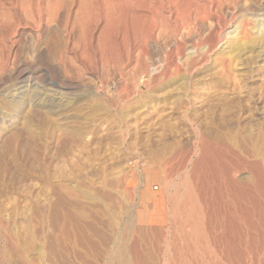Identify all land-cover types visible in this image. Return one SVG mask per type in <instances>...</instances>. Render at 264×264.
<instances>
[{
  "label": "rangeland",
  "instance_id": "1",
  "mask_svg": "<svg viewBox=\"0 0 264 264\" xmlns=\"http://www.w3.org/2000/svg\"><path fill=\"white\" fill-rule=\"evenodd\" d=\"M209 1L0 0V264H264V0Z\"/></svg>",
  "mask_w": 264,
  "mask_h": 264
},
{
  "label": "bare ground",
  "instance_id": "2",
  "mask_svg": "<svg viewBox=\"0 0 264 264\" xmlns=\"http://www.w3.org/2000/svg\"><path fill=\"white\" fill-rule=\"evenodd\" d=\"M137 1H139L140 3L141 2H144V1H146V0H136V2ZM163 0H161V2H162ZM166 1H168V0H166ZM178 1H181V0H178ZM218 1V0H217ZM216 1V2H217ZM139 2L137 3L138 5H139ZM152 2V1H151ZM210 2V4H211V0L209 1ZM163 3V2H162ZM162 3H160V4H162ZM173 3H176V0H175V2H173ZM193 3V2H192ZM196 3V2H195ZM194 3V6H200V5H198V3H197V5ZM148 4H149V2H148ZM168 4H170V2H168L166 5H168ZM179 4V3H178ZM178 4H175V5H177V6H179ZM210 4H209V6H210ZM147 5V4H146ZM156 5H158V4H156ZM162 5H165V4H162ZM173 5V4H172ZM219 5V4H218ZM108 6V5H107ZM141 6V5H140ZM142 6H143V4H142ZM150 6V5H149ZM148 6V8H150ZM152 6V5H151ZM170 6V5H169ZM176 6V7H177ZM201 6H204V5H201ZM147 7V6H146ZM153 7V6H152ZM189 7V6H188ZM207 7V6H206ZM212 7V6H211ZM5 8V7H4ZM111 8V7H110ZM165 8V7H164ZM168 8V7H167ZM167 8H165V9H167ZM191 8V7H190ZM208 8V7H207ZM9 9V8H8ZM7 8H6V10H8ZM109 9V8H108ZM169 9V8H168ZM187 9H189V8H187ZM193 9H195V11L197 10L195 7H193ZM6 10H3V6L1 5V2H0V17H1V19H5L6 17L8 18V16H11V14H9V12H10V10H8V11H6ZM107 10V9H106ZM105 10V11H106ZM191 10V9H190ZM109 11L110 10H108V12H106V13H109ZM157 11V10H156ZM168 11V10H167ZM194 11V12H195ZM113 12V9H112V11L110 12V13H112ZM172 12V11H171ZM12 13V12H11ZM193 13V12H192ZM196 13V12H195ZM109 15V14H108ZM112 15V14H111ZM162 15V14H161ZM189 15V17H188V19L190 18V16H192V14L190 15V14H188ZM256 15V14H255ZM138 16L140 17V15L138 14ZM195 16V15H194ZM254 16V15H253ZM264 16V15H263ZM255 17V16H254ZM257 17V16H256ZM115 18V17H114ZM195 18V17H194ZM164 19H165V17H164ZM258 19V18H257ZM256 19V20H257ZM261 19H262V17H261ZM163 20V19H162ZM166 20V19H165ZM191 20V19H190ZM208 20V19H207ZM255 20V19H254ZM164 21V20H163ZM264 21V20H263ZM109 23V22H108ZM168 23V22H167ZM204 23V21L201 19V20H198V24H199V26L200 25H202ZM137 25V24H136ZM139 26V25H138ZM138 26H136V29H137V27ZM149 26V25H148ZM246 26V25H245ZM196 27V26H195ZM207 27H209V26H207ZM207 27H205V28H207ZM262 27V26H261ZM243 28H245V27H243ZM139 29V28H138ZM246 29V28H245ZM153 30V29H152ZM244 30V29H243ZM139 32V31H138ZM217 32V31H216ZM215 32V33H216ZM235 32H238L237 30L235 31ZM140 33V32H139ZM222 33V32H221ZM217 34V33H216ZM219 35V34H218ZM140 36V35H139ZM142 37V36H141ZM141 37H139V38H141ZM144 37V36H143ZM145 38V37H144ZM140 40V39H139ZM144 41V40H143ZM143 41H142V43H141V41H140V44L142 45L143 44ZM137 44H139V42L137 43ZM139 44V45H140ZM140 45V46H141ZM214 46V45H213ZM42 52V51H41ZM191 52V51H190ZM42 54V53H41ZM2 58V57H1ZM62 62H63V60H62ZM65 63V62H64ZM63 63V64H64ZM228 70V69H227ZM233 74V73H232ZM34 77H32V78H29L28 77V75L27 76H25L23 73H22V70L21 71H18V73H17V75L15 76V79H17L16 81V83L15 84H18V86H15L16 88H14V90H16L17 91V93H16V95L15 96H12L11 97V103H12V105L14 106V107H16V108H19L20 106H21V104H22V102H23V98H24V96H25V98L26 99H29L30 101H31V103H32V105H33V103L36 105V106H46L47 108H45V109H47V110H49L50 112H52V113H55V114H57L58 113V111L60 110V111H62L61 109H64L66 106H68V104H69V102L70 101H66V98H64L63 97V92L64 91H62V89H60L61 87H60V85H58V84H56V83H54L52 80L51 81H49V80H45V81H43V80H41V81H43V85L42 86H44L43 88H40L39 86H37L38 87V91H36L35 90V93L33 94V91H34V89L36 88V86H34V83L35 82H33L31 79H33ZM45 78V77H44ZM49 79V78H48ZM34 81H35V79H33ZM40 81V80H39ZM58 83V82H57ZM35 84H37V83H35ZM41 84V83H40ZM63 84V83H62ZM29 85V87H32V86H30V85H33V90L32 89H30L29 90V92L28 93H24V92H19L18 90L19 89H21V88H24V87H27ZM65 86V85H64ZM14 87V86H13ZM65 90V89H64ZM39 91H41V93H39ZM15 92V91H14ZM7 93V92H6ZM60 94V95H59ZM67 94V93H66ZM11 95V94H10ZM42 96H47V97H42ZM62 97L65 99V100H63L62 101ZM68 100V99H67ZM45 103V104H44ZM67 109V108H66ZM46 110V111H47ZM59 111V112H60ZM64 111V110H63ZM58 114H60V113H58ZM63 114V113H62ZM61 114V115H62ZM58 116V115H57ZM66 116V115H65ZM55 117H56V115H55ZM62 118V117H61ZM60 118V119H61ZM65 120V119H64ZM64 120H63V122H64ZM66 121V120H65ZM248 135V134H247ZM261 135V134H260ZM12 136V135H11ZM70 136V135H69ZM67 138V137H66ZM260 140V139H259ZM70 144V143H69ZM68 144V145H69ZM201 144V143H200ZM214 144V143H213ZM240 144V143H239ZM260 149H262V148H260ZM243 151V150H242ZM128 161V160H127ZM129 162V161H128ZM258 162V161H257ZM254 164V163H253ZM42 172V171H41ZM153 176V175H152ZM246 182V181H245ZM243 183V182H242ZM245 185V184H244ZM152 190V189H151ZM150 193V192H149ZM161 193V192H160ZM188 194V193H187ZM155 195V194H154ZM189 195V194H188ZM187 196V195H186ZM235 196V195H234ZM175 197V196H174ZM188 197V196H187ZM157 198V197H156ZM172 198V197H171ZM170 198V199H171ZM190 198H191V196H190ZM174 199V198H173ZM177 199V198H176ZM184 199V198H183ZM192 199V198H191ZM191 199H189V198H187V200H185V202L183 203L184 205H180V206H178V207H181L180 209H177V208H172L173 210L175 209V211L174 212H176L177 213V217L175 216V218L177 219V221H178V217H181V215L180 216H178V212H177V210H182V212H184V211H187V210H189V207L188 206H191V202H193V200H191ZM154 200V199H153ZM178 200V199H177ZM183 200V201H184ZM155 201V200H154ZM163 201V200H162ZM171 200H169V202H170ZM173 201V200H172ZM153 202V201H152ZM158 202V201H157ZM174 202V201H173ZM173 202H171V203H173ZM175 202H177V201H175ZM174 202V203H175ZM181 204V203H180ZM153 205H154V203H153ZM171 206V205H170ZM164 207V206H163ZM172 207V206H171ZM192 207H193V205H192ZM192 207L190 208V210L192 209ZM198 208V207H197ZM154 209V208H153ZM159 209V208H158ZM177 209V210H176ZM171 210V209H170ZM189 210V211H190ZM198 210V209H197ZM161 211V210H160ZM172 211V210H171ZM156 212H158V211H156ZM191 213V212H190ZM199 213V212H198ZM179 214H181L180 212H179ZM184 214H185V212H184ZM183 214V215H184ZM151 215V214H150ZM157 215V214H156ZM170 215H172V217H174L173 215L174 214H170ZM176 215V214H175ZM182 215V216H183ZM191 215V214H190ZM189 215V216H190ZM86 216V215H85ZM161 216H162V214H161ZM189 216H186L185 218H187V217H189ZM78 217V216H77ZM171 217V216H170ZM191 217V216H190ZM208 217V216H207ZM185 218L183 219L182 218V220H181V218L179 219V220H181V222H179V223H181V227H183L182 226V222H183V220H185ZM171 219V218H170ZM172 219H174V218H172ZM188 219V218H187ZM187 219L185 220V222L187 223L188 221H187ZM189 219H191V218H189ZM173 221V220H172ZM176 221V222H177ZM76 222V221H75ZM145 222V221H144ZM148 222H149V220H148ZM175 222V223H176ZM177 222V223H178ZM193 222V221H192ZM253 222V221H252ZM175 223H173V224H175ZM176 223V224H177ZM184 223V222H183ZM189 223V222H188ZM69 224V223H68ZM150 224V223H149ZM152 224V223H151ZM157 224V223H156ZM164 224V223H163ZM158 225V224H157ZM183 225H185V224H183ZM188 225V224H187ZM177 226V225H176ZM180 226L178 227V229L180 228ZM189 226V225H188ZM145 227V226H144ZM190 227L191 228H193V226L192 225H190ZM136 228V227H135ZM71 229V228H70ZM113 229H114V227H113ZM138 229V228H137ZM136 229V230H137ZM142 229V228H141ZM145 229V228H144ZM160 229V228H159ZM180 229H182V228H180ZM179 229V231H181ZM194 229H197V228H194ZM152 230V229H151ZM184 230H185V228H184ZM192 230V229H191ZM134 231V230H133ZM160 231V230H159ZM159 231H158V233H159ZM193 231V230H192ZM143 233H145V231H143ZM199 233H200V230H199ZM119 234V233H118ZM182 234L184 235V231H182ZM185 234H187L186 233V231H185ZM195 234V233H194ZM196 234H198V230L196 231ZM132 235V234H131ZM138 235H139V233H138ZM151 235V234H150ZM142 236V235H141ZM160 235L158 234V237H159ZM182 236V235H181ZM110 237V236H109ZM108 237V238H109ZM140 237V236H139ZM138 237V238H139ZM185 237H186V235H185ZM185 237H183L184 239H185ZM120 238H121V236H120ZM145 238V237H144ZM155 238V237H154ZM182 238V237H181ZM182 238V239H183ZM199 238V237H198ZM117 239V238H116ZM141 239V238H140ZM183 239V240H184ZM120 239H118V241H119ZM125 241H127L126 239H124ZM138 240V239H137ZM175 240V239H174ZM181 240V239H180ZM186 240V239H185ZM189 240V239H188ZM117 241V240H116ZM123 241V240H122ZM121 241V242H122ZM143 241V240H142ZM154 241V240H153ZM220 241V240H219ZM184 242V241H183ZM200 242V241H199ZM124 244H125V242H123ZM127 243V242H126ZM135 243V242H134ZM139 243V242H138ZM137 243V244H138ZM140 243H141V240H140ZM121 244V243H120ZM119 244V245H120ZM124 244H121L120 245V247H118L119 245H117V247L118 248H115V249H117V250H113V252H110V253H108V254H106L104 257H103V260L105 261V264H155V262H154V260H155V256H151V254L149 255V254H147L146 252H140V253H133V254H127L125 251L123 252V245ZM143 244V243H142ZM158 244V243H157ZM184 245H185V243H183ZM182 244V245H183ZM188 244V243H187ZM194 244V243H193ZM134 245V244H133ZM179 245H181V243L179 244ZM189 246V245H188ZM200 246V245H199ZM201 247V246H200ZM199 247V248H200ZM127 248V247H126ZM138 248H139V246H138ZM183 248H185V249H187V247L186 246H184V247H182L181 249H183ZM190 248V247H189ZM124 249H125V245H124ZM175 249V248H174ZM180 248H178V250H179ZM192 249V248H191ZM191 249H189V250H186V251H190V254H191ZM111 250V249H110ZM126 250V249H125ZM218 250V249H217ZM112 251V250H111ZM175 251V250H174ZM185 250L183 249V251H180V252H175V253H169L168 252V254H169V256H168V258H170V261L167 263V264H190V262H189V258H188V254L186 255V253L187 252H184ZM138 252V251H137ZM205 253H206V250H205ZM189 254V255H190ZM194 254H196L195 252H194ZM191 255H193V254H191ZM197 256V255H196ZM195 255L194 256H192V258H191V260L193 261L191 264H203V262L202 261H200V259H198L197 257H196ZM189 257H191V256H189ZM199 257V256H198ZM194 258L196 259H198L200 262H198L197 261V259H196V261H194ZM167 259V258H166ZM203 261H204V258L202 259ZM36 262V261H35ZM208 262V261H207ZM37 263V262H36ZM204 263H205V261H204ZM212 263V262H211ZM34 264V263H33ZM37 264H40V263H37ZM157 264V263H156ZM214 264V263H213Z\"/></svg>",
  "mask_w": 264,
  "mask_h": 264
}]
</instances>
